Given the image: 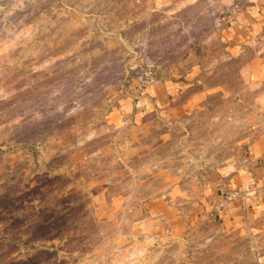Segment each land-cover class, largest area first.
<instances>
[{
    "label": "rangeland",
    "instance_id": "obj_1",
    "mask_svg": "<svg viewBox=\"0 0 264 264\" xmlns=\"http://www.w3.org/2000/svg\"><path fill=\"white\" fill-rule=\"evenodd\" d=\"M149 1L0 0V264H264V215L181 233L154 216L264 122V0Z\"/></svg>",
    "mask_w": 264,
    "mask_h": 264
},
{
    "label": "crops",
    "instance_id": "obj_2",
    "mask_svg": "<svg viewBox=\"0 0 264 264\" xmlns=\"http://www.w3.org/2000/svg\"><path fill=\"white\" fill-rule=\"evenodd\" d=\"M175 1L186 0L149 2L157 8L173 4ZM243 14L237 15L228 25L230 31H234L231 38L237 42L243 37L244 26L253 21L247 13ZM246 15L247 18L243 21ZM176 87V84L163 83L158 90L161 89L166 97L168 94L165 93ZM221 176L214 187L201 193L188 209L182 211L175 207L170 212L164 206L159 207L154 216L158 219L156 224L161 232L181 233L187 226L190 227L207 217L217 221L222 230H239L264 215V122L253 125L248 130L244 156L234 161L231 169L228 167Z\"/></svg>",
    "mask_w": 264,
    "mask_h": 264
},
{
    "label": "built area",
    "instance_id": "obj_3",
    "mask_svg": "<svg viewBox=\"0 0 264 264\" xmlns=\"http://www.w3.org/2000/svg\"><path fill=\"white\" fill-rule=\"evenodd\" d=\"M240 7L238 4H232L230 6H227L223 9L222 12V17L221 20L222 21H231L233 20V18L237 15V13L239 12ZM155 81L154 77H149V80L147 81L148 83H153Z\"/></svg>",
    "mask_w": 264,
    "mask_h": 264
}]
</instances>
